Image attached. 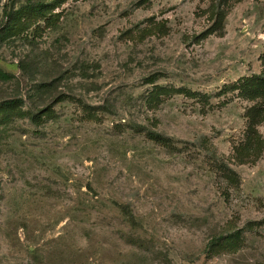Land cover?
<instances>
[{
	"label": "rangeland",
	"instance_id": "rangeland-1",
	"mask_svg": "<svg viewBox=\"0 0 264 264\" xmlns=\"http://www.w3.org/2000/svg\"><path fill=\"white\" fill-rule=\"evenodd\" d=\"M53 12L0 44V101H24L0 110V264H264V117L241 148L264 99L239 92L264 68V0ZM227 230L234 246L207 253Z\"/></svg>",
	"mask_w": 264,
	"mask_h": 264
},
{
	"label": "trees",
	"instance_id": "trees-1",
	"mask_svg": "<svg viewBox=\"0 0 264 264\" xmlns=\"http://www.w3.org/2000/svg\"><path fill=\"white\" fill-rule=\"evenodd\" d=\"M66 0H15L9 5H5L2 9V20L0 21V44L7 42L13 38L19 37H31L34 38V31L40 27H44L50 24L54 19H57L59 13H54L53 10L59 7ZM42 24V25H41ZM262 64L264 66V56L262 58ZM11 76L10 73L3 71L0 68V79H8ZM45 83H39L35 87L37 93H41L47 89ZM242 96L249 97L251 99L261 98L264 99V68L260 75H253L251 77L241 78L240 91ZM24 104V101L20 99H3L0 101V110L11 109L20 107ZM49 108L45 107L37 110L38 113H48ZM247 130L245 131L244 143L241 148L245 151H249L252 148L256 149L261 145L259 136L256 134L255 126L259 122V118L264 117V107L254 106L250 107L247 112ZM150 136L161 145H167V140L160 134L151 131ZM226 182L230 184L234 180V173L229 172L224 174ZM124 214L130 218L133 222L134 218L130 211L124 207ZM240 237V230L229 231L219 234V236L213 240L207 246V253L216 254L224 252L223 250H229Z\"/></svg>",
	"mask_w": 264,
	"mask_h": 264
}]
</instances>
